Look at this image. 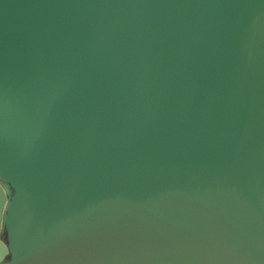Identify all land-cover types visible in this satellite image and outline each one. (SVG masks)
<instances>
[{"label": "water", "instance_id": "1", "mask_svg": "<svg viewBox=\"0 0 264 264\" xmlns=\"http://www.w3.org/2000/svg\"><path fill=\"white\" fill-rule=\"evenodd\" d=\"M0 264H264V0H0Z\"/></svg>", "mask_w": 264, "mask_h": 264}]
</instances>
